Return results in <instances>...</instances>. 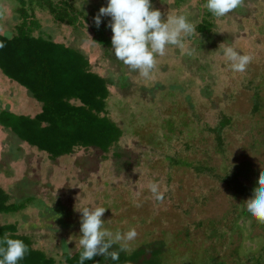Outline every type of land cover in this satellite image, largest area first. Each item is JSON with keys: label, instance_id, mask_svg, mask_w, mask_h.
Listing matches in <instances>:
<instances>
[{"label": "rangeland", "instance_id": "rangeland-1", "mask_svg": "<svg viewBox=\"0 0 264 264\" xmlns=\"http://www.w3.org/2000/svg\"><path fill=\"white\" fill-rule=\"evenodd\" d=\"M151 3L162 19L186 14L197 34L184 41V49L169 46L150 79L115 58L109 27V43L94 40L92 15L107 0H73L88 17L77 25L34 9L40 27L34 34L80 50L91 70L111 79L105 114L122 134L107 152L76 147L50 157L0 125V187L11 201L26 203L18 213H0V224H16L34 247L63 260L64 251L80 247V210L103 206L106 229H136L130 252L161 242L160 264H264V223L243 212L252 196L236 193L229 182L238 164L249 168L246 178L239 176L245 184L256 169L264 171V0H245L222 18L204 7L206 0ZM16 5L0 0V27L7 31L19 22ZM203 20L211 26L199 29ZM225 45L252 55L245 72L231 70ZM0 107L33 116L41 103L0 71ZM227 117L229 123L214 132ZM149 181L160 185L163 201L151 194ZM47 207L64 217L50 215Z\"/></svg>", "mask_w": 264, "mask_h": 264}, {"label": "trees", "instance_id": "trees-1", "mask_svg": "<svg viewBox=\"0 0 264 264\" xmlns=\"http://www.w3.org/2000/svg\"><path fill=\"white\" fill-rule=\"evenodd\" d=\"M36 8L48 10L58 22L77 25L81 23V18L88 21L83 9H78L73 0H17L15 13L18 14L19 22L14 32L10 31L13 38L8 40L0 35V41L4 43V47L0 48V71L26 87L29 94L41 103V109L30 116L0 107V125L10 129L21 141L48 153L50 157L69 154L76 147H96L107 152L122 134L119 126L105 114L108 87L113 83L110 78L91 70L88 58L80 50L53 41L50 37L34 34V30L40 28L34 16ZM92 16L94 18L95 15ZM100 25L102 30L95 24L92 26L96 34L94 40L109 43L104 34L107 24ZM208 26H211L209 20H203L198 25L199 29ZM121 82L124 85L123 80ZM227 123L228 117L212 130L218 133ZM217 140L221 142L219 135ZM174 161L190 166L189 162L178 157ZM239 165H235L236 172L229 182L235 184L233 188L236 193L251 197L253 190L258 187L259 177L245 184L239 176L246 178V173H250L249 168L242 171ZM10 199L9 193L0 187V213H18L26 205ZM46 210L52 216L64 217L57 208L47 207ZM5 234L10 238L21 239L28 245L29 251L18 264H79L81 247L72 254L64 251V259L55 260L45 251L34 247L27 235L18 233L16 224H0V239ZM161 250V242L149 241L140 244L130 253L121 251L119 260L98 255L85 261V264H126L129 261L131 264H160ZM110 251H119V246L114 245Z\"/></svg>", "mask_w": 264, "mask_h": 264}, {"label": "clouds", "instance_id": "clouds-1", "mask_svg": "<svg viewBox=\"0 0 264 264\" xmlns=\"http://www.w3.org/2000/svg\"><path fill=\"white\" fill-rule=\"evenodd\" d=\"M244 3L245 0H206L204 7L214 17L222 18L242 8ZM102 17H110L107 27L112 31L111 44L115 58L145 79L151 78L158 65V57L165 56L169 46L184 49V41L197 34V25L186 14L167 15L166 19H162L161 11L153 7L151 0H107V6L100 7L93 18L97 28L102 23ZM0 35L8 40L13 38V33L3 27H0ZM2 47L4 43L0 41ZM187 54L191 52L187 51ZM223 55L231 70L239 73L245 72L253 60L252 55L241 54L230 45L223 47ZM148 189L157 201H163L164 192L158 183L149 181ZM245 206L251 217L264 223V171H261L258 187L253 190V196L245 202ZM105 211L106 207L103 206L80 210L82 235L79 245L82 251L79 264H85V261L98 255L119 260L121 251L130 252L129 245L138 235L136 229L130 228L126 233L106 229L102 219ZM114 245L119 246V251H110ZM28 251V245L23 240L5 234L0 239V264H18Z\"/></svg>", "mask_w": 264, "mask_h": 264}, {"label": "flooded vegetation", "instance_id": "flooded-vegetation-1", "mask_svg": "<svg viewBox=\"0 0 264 264\" xmlns=\"http://www.w3.org/2000/svg\"><path fill=\"white\" fill-rule=\"evenodd\" d=\"M260 175V171L258 169L255 170L254 172V176L255 177H258ZM242 195V194H241Z\"/></svg>", "mask_w": 264, "mask_h": 264}, {"label": "crops", "instance_id": "crops-1", "mask_svg": "<svg viewBox=\"0 0 264 264\" xmlns=\"http://www.w3.org/2000/svg\"><path fill=\"white\" fill-rule=\"evenodd\" d=\"M18 114V113H17ZM28 115V114H27Z\"/></svg>", "mask_w": 264, "mask_h": 264}]
</instances>
